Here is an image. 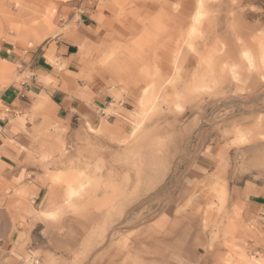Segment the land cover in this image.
<instances>
[{"label":"rangeland","instance_id":"rangeland-1","mask_svg":"<svg viewBox=\"0 0 264 264\" xmlns=\"http://www.w3.org/2000/svg\"><path fill=\"white\" fill-rule=\"evenodd\" d=\"M63 1L0 0V53L35 46L39 33L48 41L61 33ZM117 1L127 4L119 12L135 23V35L102 64L118 60L109 74L142 88L137 122L126 133L48 120L38 128L46 194L35 220L70 239L58 264H174L193 256L205 264H264L263 252L237 245L221 206L197 198L207 189L221 197L222 189L195 180L203 174L195 165L202 146L264 142V0ZM157 1L165 8H153ZM163 52L166 67L157 68ZM6 57L0 94L24 78ZM189 87L178 112L175 97Z\"/></svg>","mask_w":264,"mask_h":264},{"label":"crops","instance_id":"crops-1","mask_svg":"<svg viewBox=\"0 0 264 264\" xmlns=\"http://www.w3.org/2000/svg\"><path fill=\"white\" fill-rule=\"evenodd\" d=\"M124 3L59 2L64 27L61 33L51 41L48 35L39 38V33L32 36L37 40L35 46L16 49L7 45L3 50L6 61L14 64L19 77L24 78L0 94L4 107L0 111V264H58L62 250L71 247L68 236L35 220L37 205L46 194L41 184L45 176L39 171L43 148L38 128L42 123L55 121L68 129L107 125L126 133L140 117L142 88L130 83L122 86L109 74L107 68L120 64L118 60L102 64L112 47L126 46L135 35V23L120 15L119 9L127 8ZM156 3L153 8H165ZM180 20H175L174 26H180ZM156 55L163 59L157 61V68H165L166 53ZM41 62L47 68L41 67ZM37 73L50 81L39 91L33 85L34 76L39 79ZM81 106L94 116L84 119L86 113L80 111ZM210 146L197 155L195 165L203 174L196 173L195 180L204 177L209 187L216 184L223 192L215 197L207 189L198 200L210 202L216 209L221 206V216L232 221L241 249L250 254L264 253V142L228 148L215 145L213 152ZM49 213L45 215L52 217ZM190 246L201 247L193 242Z\"/></svg>","mask_w":264,"mask_h":264},{"label":"snow or ice","instance_id":"snow-or-ice-1","mask_svg":"<svg viewBox=\"0 0 264 264\" xmlns=\"http://www.w3.org/2000/svg\"><path fill=\"white\" fill-rule=\"evenodd\" d=\"M17 7H19V5H17ZM192 51L194 52L195 49H192ZM6 55L5 53H0V56H4ZM246 56L248 55L247 53L245 54ZM260 64H261V73H262V78H264V45H262V50H261V55H260ZM41 67H44V68H47L46 65L43 64V62H41L40 64ZM227 67V65H225ZM248 70L249 71H254L255 70V65L252 61V59H248ZM36 76L39 77V79L37 80L36 77L34 76V80H33V85H34V88L36 91H39L40 90V87L42 86L43 83H50V81L47 80L46 76L43 74V73H37ZM169 83H171V81H169ZM194 89H192L191 87H189L188 89H186L184 92L182 93H177L176 97H175V102H176V105H177V111H183V108L180 106L181 105V102L185 99H187L189 93L191 91H193ZM145 92L148 91L147 88L144 89ZM80 111L81 112H84L86 113L84 119H87L89 117H93L94 114L91 113L90 111H88L87 108H85L84 106H81L80 107ZM83 122V120L81 121ZM207 145H204L202 146L203 147H206ZM215 150V145H211L210 148H209V151L210 152H213ZM190 162V161H189ZM51 219H56L55 216H52L50 217ZM189 257L192 256V253L189 252L187 254ZM174 264H205L204 261H200V260H197L195 258H189V259H180V258H176L175 261H174Z\"/></svg>","mask_w":264,"mask_h":264},{"label":"bare ground","instance_id":"bare-ground-1","mask_svg":"<svg viewBox=\"0 0 264 264\" xmlns=\"http://www.w3.org/2000/svg\"><path fill=\"white\" fill-rule=\"evenodd\" d=\"M246 53L248 54V52H246V51L243 52V53H242V56L248 61V59H249V58L251 59V57H250L249 54L246 56V55H245ZM251 55H252V54H251ZM238 138H239V137H238ZM239 141H240V139H239ZM72 191H73V190H72Z\"/></svg>","mask_w":264,"mask_h":264}]
</instances>
